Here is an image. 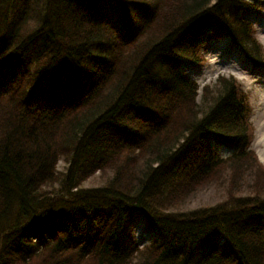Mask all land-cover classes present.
<instances>
[{
  "label": "trees",
  "instance_id": "16d2710c",
  "mask_svg": "<svg viewBox=\"0 0 264 264\" xmlns=\"http://www.w3.org/2000/svg\"><path fill=\"white\" fill-rule=\"evenodd\" d=\"M11 1L0 0V264H264L263 198L171 211L224 169L231 190L250 169L264 189L236 81L218 77L198 104L180 72L223 34L264 63L240 19L258 0ZM108 3L128 31L98 18ZM134 213L148 246L130 235Z\"/></svg>",
  "mask_w": 264,
  "mask_h": 264
},
{
  "label": "rangeland",
  "instance_id": "374dc122",
  "mask_svg": "<svg viewBox=\"0 0 264 264\" xmlns=\"http://www.w3.org/2000/svg\"><path fill=\"white\" fill-rule=\"evenodd\" d=\"M13 7L17 6L18 0L11 1ZM100 10L99 19L106 18L112 22L115 28L126 30L128 27H123L122 17L118 9L108 3ZM258 10V12H256ZM143 19H140L142 21ZM244 20L252 23L253 38L256 42L262 45L264 57V1H260L256 9L246 11ZM139 19L135 13H131L129 26H132L134 32L137 27L135 24ZM139 24V23H138ZM129 30V29H128ZM126 30V31H128ZM198 62L195 64H186L181 67V73L184 78L195 82L198 86L196 101L198 104L202 101V88L208 86L212 94L216 91V80L223 76L226 78L232 77L239 84L240 92L247 98L246 110L249 109L248 123L252 129V140L249 143V148L254 151L257 159L264 162V70L263 68H252L243 52L238 46L231 43L230 38L224 35L222 38H211L205 41L196 52ZM237 73V74H235ZM7 87V83H3ZM248 111V110H247ZM246 111V116L248 112ZM216 151L221 152V157H227L232 154V150L224 147H215ZM261 162V161H260ZM262 163V162H261ZM68 164L64 159L58 161L57 169L66 173ZM264 167V165H263ZM112 172H106L105 175L95 173L92 177L83 182L84 188H95L102 186ZM230 171L224 169L223 172L215 179L213 183L199 188L195 193L178 207L171 209L172 212L183 213L194 211L200 208L213 207L223 203L230 196H259L264 199V189H254L255 171L246 170L242 179L236 184L235 189L229 188ZM130 235L139 247L150 245L152 241L151 234L146 229L145 218L141 213H134L130 219Z\"/></svg>",
  "mask_w": 264,
  "mask_h": 264
},
{
  "label": "bare ground",
  "instance_id": "6f19581e",
  "mask_svg": "<svg viewBox=\"0 0 264 264\" xmlns=\"http://www.w3.org/2000/svg\"><path fill=\"white\" fill-rule=\"evenodd\" d=\"M235 74H237V73H235ZM1 86H3V83H1L0 84V88H1ZM38 88V87H37ZM262 144H263V147H264V140L262 141ZM225 146V145H224ZM227 147V146H226ZM261 162H259L261 165H264V162L262 161V160H260Z\"/></svg>",
  "mask_w": 264,
  "mask_h": 264
}]
</instances>
